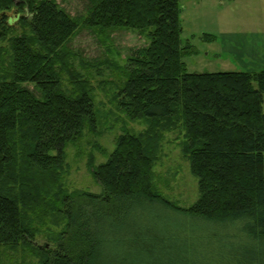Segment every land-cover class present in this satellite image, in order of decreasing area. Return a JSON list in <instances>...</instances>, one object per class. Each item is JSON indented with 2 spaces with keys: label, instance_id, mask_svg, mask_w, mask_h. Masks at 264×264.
<instances>
[{
  "label": "trees",
  "instance_id": "1",
  "mask_svg": "<svg viewBox=\"0 0 264 264\" xmlns=\"http://www.w3.org/2000/svg\"><path fill=\"white\" fill-rule=\"evenodd\" d=\"M87 2L77 18L55 0H0V37L17 23L29 28L0 47V264L10 252L11 264H264V71L188 73L183 57L195 51L182 46L179 0ZM78 28L146 34L148 44L124 65H107L116 105L132 119L181 122L198 180L188 208L156 192L147 143L126 132L105 162H88L101 193H67L58 182L66 148L97 130L89 76L68 49ZM150 204L221 232L203 244L153 228L137 219ZM52 212L66 218L65 229L34 245V218ZM21 249L29 254L17 257Z\"/></svg>",
  "mask_w": 264,
  "mask_h": 264
},
{
  "label": "rangeland",
  "instance_id": "2",
  "mask_svg": "<svg viewBox=\"0 0 264 264\" xmlns=\"http://www.w3.org/2000/svg\"><path fill=\"white\" fill-rule=\"evenodd\" d=\"M55 1L71 17L83 16L88 7L87 0ZM179 6L182 46H191L195 51L183 57L188 73L264 71V0H179ZM13 30L7 37H0V47L8 46L10 36L29 32V28L21 23L15 24ZM208 35L213 39L206 40ZM147 44L146 34L132 29H117L103 35L78 28L71 39L68 49L75 56L71 61L81 74L89 76L97 132L86 130L79 140L66 148V165L58 182L67 193L102 192L88 162L92 157L95 165L105 162L115 148L116 139L126 132L144 137L153 161L156 192L180 208H188L197 199L198 180L190 170L184 150L181 122L143 117L132 119L116 105L117 78L107 65H124L128 55ZM82 62L88 65L87 69ZM23 86L38 96L33 84ZM140 211L145 217L138 214L139 222L150 221L153 228L164 226L168 232L181 233L203 244L209 233L222 229L158 204L144 205ZM34 222L38 229L36 246L51 243L66 226V218L55 212L35 217ZM235 226L226 225V228L232 230ZM212 244L220 246L216 242ZM28 254V250L21 249L17 257ZM9 255L14 256L11 252L7 254L3 264H11Z\"/></svg>",
  "mask_w": 264,
  "mask_h": 264
}]
</instances>
